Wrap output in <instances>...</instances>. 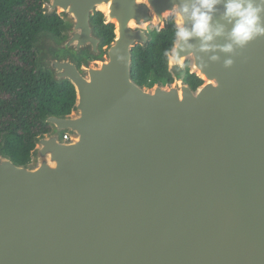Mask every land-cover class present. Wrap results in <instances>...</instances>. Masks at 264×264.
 <instances>
[{
	"label": "water",
	"instance_id": "obj_1",
	"mask_svg": "<svg viewBox=\"0 0 264 264\" xmlns=\"http://www.w3.org/2000/svg\"><path fill=\"white\" fill-rule=\"evenodd\" d=\"M226 3L206 41L193 32L199 0L42 1L64 26L39 34L37 67L75 101L42 118L50 130L27 163L0 146V264H264V36L234 44ZM96 12L114 25L108 44ZM169 17L192 34H176L171 81L140 85L132 49Z\"/></svg>",
	"mask_w": 264,
	"mask_h": 264
},
{
	"label": "trees",
	"instance_id": "obj_2",
	"mask_svg": "<svg viewBox=\"0 0 264 264\" xmlns=\"http://www.w3.org/2000/svg\"><path fill=\"white\" fill-rule=\"evenodd\" d=\"M43 0H0V146L18 164L30 160L34 138L50 130L42 122L47 114L69 113L75 101V90L69 81L55 82L49 71L37 67L35 43L41 32L62 37L63 20L42 12ZM96 33L108 44L114 37V25L106 24L103 15L92 16ZM150 41L145 47L132 49V77L136 83L152 85L172 80L168 71V52L176 38L172 17L157 31L149 29ZM71 53L66 51L65 54ZM89 58L85 51L77 61ZM185 63L184 80L192 88L202 81L189 72Z\"/></svg>",
	"mask_w": 264,
	"mask_h": 264
},
{
	"label": "clouds",
	"instance_id": "obj_3",
	"mask_svg": "<svg viewBox=\"0 0 264 264\" xmlns=\"http://www.w3.org/2000/svg\"><path fill=\"white\" fill-rule=\"evenodd\" d=\"M217 0H199V6H195L192 10V18L194 20L193 32L195 35L203 37L204 40L209 41L212 39L210 34V21L212 17L210 12L213 10ZM225 17L230 22L234 21L230 37L234 44L238 46H245L248 42L258 36H264V25H262L260 13L264 11V0H227L225 4ZM187 7L182 9L186 13ZM177 25L182 24V13L176 12ZM159 31V29H157ZM222 28L218 29L216 35H220ZM192 33L185 31L182 27L179 28L177 35L187 38ZM224 52L232 51V44L225 45L222 49ZM216 59V57H213ZM178 63L176 55L173 53L169 57V64ZM233 61L228 59L225 61V66H231Z\"/></svg>",
	"mask_w": 264,
	"mask_h": 264
},
{
	"label": "flooded vegetation",
	"instance_id": "obj_4",
	"mask_svg": "<svg viewBox=\"0 0 264 264\" xmlns=\"http://www.w3.org/2000/svg\"><path fill=\"white\" fill-rule=\"evenodd\" d=\"M65 55H67V53H66ZM87 59H90V57H89V58H83V59H80L79 62H81L82 60H87Z\"/></svg>",
	"mask_w": 264,
	"mask_h": 264
},
{
	"label": "built area",
	"instance_id": "obj_5",
	"mask_svg": "<svg viewBox=\"0 0 264 264\" xmlns=\"http://www.w3.org/2000/svg\"><path fill=\"white\" fill-rule=\"evenodd\" d=\"M63 137H64L65 139H68V135H67V134H64Z\"/></svg>",
	"mask_w": 264,
	"mask_h": 264
},
{
	"label": "rangeland",
	"instance_id": "obj_6",
	"mask_svg": "<svg viewBox=\"0 0 264 264\" xmlns=\"http://www.w3.org/2000/svg\"><path fill=\"white\" fill-rule=\"evenodd\" d=\"M151 27H153V26H152V25H150V26H148L147 28H149V29H150Z\"/></svg>",
	"mask_w": 264,
	"mask_h": 264
}]
</instances>
